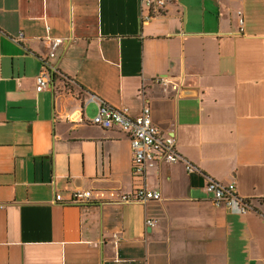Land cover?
<instances>
[{
	"label": "crops",
	"instance_id": "obj_1",
	"mask_svg": "<svg viewBox=\"0 0 264 264\" xmlns=\"http://www.w3.org/2000/svg\"><path fill=\"white\" fill-rule=\"evenodd\" d=\"M100 103L149 106L184 160L135 181L126 135L89 122ZM135 184L160 199L118 201ZM0 264H264V0H0Z\"/></svg>",
	"mask_w": 264,
	"mask_h": 264
},
{
	"label": "built area",
	"instance_id": "obj_2",
	"mask_svg": "<svg viewBox=\"0 0 264 264\" xmlns=\"http://www.w3.org/2000/svg\"><path fill=\"white\" fill-rule=\"evenodd\" d=\"M147 6L156 8L162 7L165 0H145ZM145 17L144 19H147ZM22 37V33H19ZM50 52L48 57L54 55L55 49L61 44L60 38H49ZM53 69L48 61H45L39 72L35 76L36 91L46 88L50 81ZM161 83H165L164 78H160ZM90 124L103 129L116 127L129 139L132 159V177L135 181H140L147 166L157 163H175L184 160L175 148V139L171 135H165L152 122L149 106H143L136 114H132L128 107L115 108L105 103L98 105L95 115L89 120ZM186 170L196 172V168L188 161H185ZM206 191L210 194L215 205L223 204L230 210L238 213H245L248 210L247 203L236 193L234 183L223 184L217 180L209 179L206 183ZM97 196L103 198V192H93L87 189H76L72 192L70 202L83 204ZM113 196V193H111ZM96 199V200H97ZM160 199V193L151 190L143 184H135L130 193H123L118 196V201L122 202H147L149 200ZM56 201H61V195L55 196ZM147 225H151V219L146 220Z\"/></svg>",
	"mask_w": 264,
	"mask_h": 264
},
{
	"label": "water",
	"instance_id": "obj_3",
	"mask_svg": "<svg viewBox=\"0 0 264 264\" xmlns=\"http://www.w3.org/2000/svg\"><path fill=\"white\" fill-rule=\"evenodd\" d=\"M53 82V76L51 75V83Z\"/></svg>",
	"mask_w": 264,
	"mask_h": 264
}]
</instances>
